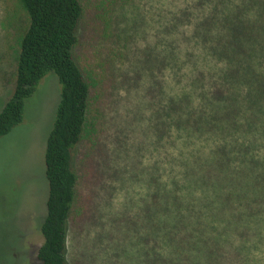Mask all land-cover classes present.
Instances as JSON below:
<instances>
[{
	"label": "trees",
	"instance_id": "1",
	"mask_svg": "<svg viewBox=\"0 0 264 264\" xmlns=\"http://www.w3.org/2000/svg\"><path fill=\"white\" fill-rule=\"evenodd\" d=\"M134 2L14 0V10L7 9V19L22 18L12 29L16 61L0 137L22 122L25 100L46 73H55L61 86L44 150L41 264H68L67 225L80 223L85 208L78 188L92 183L85 173L80 182L73 152L86 148L91 174L87 161L101 145L107 86L101 83L109 77L77 51L82 34L96 38L102 30L108 37L117 13ZM195 2L198 15L189 19L192 13L182 9L172 27L191 23L185 38L198 56L188 49L181 55L173 38L170 51L140 60L151 81L156 137H169L187 162L169 183L153 180L140 217L146 234L137 240L144 243L138 264H264V0ZM105 63L112 68L109 58Z\"/></svg>",
	"mask_w": 264,
	"mask_h": 264
},
{
	"label": "rangeland",
	"instance_id": "2",
	"mask_svg": "<svg viewBox=\"0 0 264 264\" xmlns=\"http://www.w3.org/2000/svg\"><path fill=\"white\" fill-rule=\"evenodd\" d=\"M195 1L135 0L117 13V23L105 32L108 37L101 35L102 30L96 38L81 33L84 38L77 51L85 52L87 61L109 78L101 83L107 85L101 97L103 133L100 147L92 148L87 161L91 174L85 169L86 148L78 146L73 152L80 182L85 173L92 183L79 185L84 215L79 224L72 219L67 225L68 264H138L144 243L137 240L146 234L140 217L150 203L153 180L158 176L169 183L184 170L186 152L165 134L156 137L154 105L147 91L151 81L140 60L170 51L173 38L181 55L188 49L195 52L194 59L198 56L192 38H185L191 23L176 25V31L172 27L182 9L192 13L189 19L198 15ZM11 8L14 0H0V110L13 88L12 29L22 18L18 14L17 19H7ZM108 58L112 68L105 63ZM60 88L56 74L46 73L25 100L22 122L0 137V264H41L36 252L42 243L40 225L48 192L44 150Z\"/></svg>",
	"mask_w": 264,
	"mask_h": 264
}]
</instances>
